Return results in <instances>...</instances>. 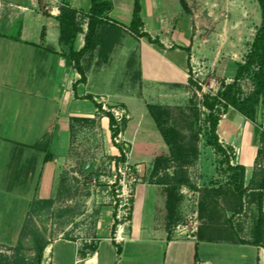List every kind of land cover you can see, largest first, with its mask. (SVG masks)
Returning <instances> with one entry per match:
<instances>
[{
	"label": "crops",
	"instance_id": "0c3cea01",
	"mask_svg": "<svg viewBox=\"0 0 264 264\" xmlns=\"http://www.w3.org/2000/svg\"><path fill=\"white\" fill-rule=\"evenodd\" d=\"M111 1V22L100 27L105 37L103 47L99 45L84 60L87 80L81 83V74L64 53L58 18L64 8L78 12L84 31L77 38L76 49L81 50L92 0H0V247L23 246L30 264L38 259L41 243L46 245L41 264H102L104 252L113 263L118 255L123 263L132 264H214L212 258L200 255V245H218L199 242L197 261L195 242L171 238L164 218L165 187L156 183L142 181L137 186L131 221L124 228L122 243L112 237V207H104L106 213L100 215L96 195L90 198L94 216L86 223H79L81 215L76 213L75 222L68 223V210L59 207V224L52 226L50 204L55 202L56 187L66 183L63 172L66 156L71 152L72 130L77 123L94 122L103 113L87 96H93L102 106L121 104L130 113L125 102L111 103L109 95L92 84V76L102 75L100 83L104 86L113 80L109 74L119 64L126 72L135 70L141 96L147 95L150 100L146 106H175L186 101L193 88L189 83L190 66L195 81L201 74L194 67L199 64L201 44L191 37L189 46L168 39L177 31V19L169 22L167 16H158L168 0H152L148 15L142 0L144 31L158 38L164 48L130 31L134 0ZM182 17L190 23L187 16ZM103 49L109 54L108 62L100 57ZM229 63H224L219 72L226 82L236 74L231 73ZM102 116L103 121L108 119ZM231 120L221 121L218 130L227 142L234 140L238 129ZM151 137L131 135L128 129L124 135L135 150L139 139L144 146H153L142 153L143 161L157 148ZM158 146L164 152L167 149L163 141ZM48 154L51 159H46ZM134 161L133 165L137 163ZM29 217L37 224L30 228V247L27 239L24 242ZM147 248L154 253L140 251ZM258 257H253L252 264H264V254Z\"/></svg>",
	"mask_w": 264,
	"mask_h": 264
},
{
	"label": "rangeland",
	"instance_id": "374dc122",
	"mask_svg": "<svg viewBox=\"0 0 264 264\" xmlns=\"http://www.w3.org/2000/svg\"><path fill=\"white\" fill-rule=\"evenodd\" d=\"M143 2L148 15L152 0ZM187 4L188 11L183 9L180 0H168V3L160 8L158 16L159 13L167 16L169 22L175 17L177 19V31L173 36L169 35L168 39L189 46L191 37L193 42L201 44L202 50L197 53L199 64H194L197 74L201 73L196 81L201 91L191 87L187 100L175 106H161L155 103L146 106L145 102L150 100L147 95L141 96L135 70L126 72L122 66L116 64V68L109 74L113 80L104 83V86L100 83L102 75L92 76V84L99 85L105 91L103 93L109 95L111 103L125 102L130 113L126 112L121 104L102 106V115L108 118L106 121H103V116L100 115L94 122L87 120L76 124V129L72 130L70 137L71 152L66 156L63 172L66 183L56 187L55 202L50 204L53 210L52 226L59 224V207L68 210V223L75 222V213L81 215L79 223H86V220L94 216L95 209L90 198L96 195L99 199L100 215H105L104 207H112L111 221L114 227L117 219L114 206L116 185H113V182L118 165L125 157L124 161L131 165V161L135 160L137 163L133 166L139 170L140 166L142 167L139 173L142 181L154 184L162 182L166 200L168 191L171 188L176 189L178 201L173 204L175 211L170 212L166 204L164 217L172 239L193 241L197 245L199 242L218 245H200V255L212 258L214 264H252L253 257L264 254V243L263 247H254L241 242L253 240L255 206L249 192L252 178L264 167V159L258 154L262 145L259 140L254 141L253 123L235 113L233 109L225 114L222 107H217L215 114L220 115L224 122L232 118L238 129L232 142H227L221 136V147L216 146L210 131L211 113L203 105V96L206 94L215 97L221 90L222 83L233 81L226 82L221 78L220 69L229 61L231 73L235 74L238 64L245 62L262 22L261 9L257 0H187ZM182 16H187L190 23L187 24ZM190 70L194 77L192 66ZM253 89V78L247 75L240 81L236 92L244 98L252 93ZM151 105L170 111L168 126L176 128L180 134L173 143V149L197 147V160L185 165L174 158L150 113ZM113 110L122 112L125 116L126 125L121 133L120 144L124 151H120L117 137L111 129V118L108 114L114 116ZM259 122L264 124V107L260 110ZM127 129L131 135L140 133L141 137L152 136L150 140L157 148L149 158L144 159L145 161L142 159V153L152 150L153 146L146 147L139 139L135 150L133 143L124 138ZM162 141L167 146L165 152L158 146ZM159 159H162L160 167L155 171V164ZM241 165L245 167L244 183L241 179L243 171L238 167ZM174 178H180L181 181L172 182ZM168 182L169 186L163 184ZM63 197L67 200L64 201ZM35 225V221L29 217L24 233V242L27 239V244L30 243V228ZM117 231L118 226L112 231L113 238L116 237ZM202 238L203 241L200 240ZM28 246L30 247V244ZM22 249L23 246L16 249L0 247V264H30V258L26 259ZM140 251L154 253L150 248ZM104 257L102 264H132L123 263L118 255L114 256V263L105 252ZM188 257L191 258L190 253ZM185 259L187 260V257ZM32 264H38L37 260Z\"/></svg>",
	"mask_w": 264,
	"mask_h": 264
},
{
	"label": "trees",
	"instance_id": "16d2710c",
	"mask_svg": "<svg viewBox=\"0 0 264 264\" xmlns=\"http://www.w3.org/2000/svg\"><path fill=\"white\" fill-rule=\"evenodd\" d=\"M261 9L262 22L257 30L254 41L251 45V50L246 57L244 63L238 64L236 74L233 81L225 84L222 83V88L218 92L217 96L211 97L209 95H204L203 105L210 111V127L211 134L214 139V144L218 147L220 146V136L218 134L219 125L221 120L220 115L215 114L217 107H222L225 114L230 112V109L237 114L242 115L248 121L254 124V141L259 140L261 142V148L258 152L259 156L264 159V124L259 122L260 110L264 107V0H257ZM182 6L188 11V5L185 0H181ZM113 3L111 0H92V7L89 12V22L88 31L85 37V46L81 50L76 49L77 38L80 33L84 31L81 22L78 20V12L72 8H64L61 16L58 18L60 23V33H61V43L65 47V55L70 64H73L77 71L81 74V83H85L86 68L83 64L87 56L93 54L96 48L100 45L103 47L104 35L100 31L102 25L110 24L111 19L109 17L110 13L113 11ZM142 0H134V10L132 21L130 24V31L138 38H146L149 43L157 45L160 48H164V45L158 38H153L149 33L144 31V21L142 18ZM116 24V23H115ZM43 37L45 38V30L43 31ZM102 49V48H101ZM103 49L100 52V57L104 62L109 61V54L104 52ZM247 75H251L253 78L254 89L252 93L244 98H241L237 94V87L240 81ZM191 87H196L201 91V87L194 80V77L190 70V80ZM87 99L92 100L96 106L101 110L102 105L97 103L93 96H87ZM150 113L154 118L156 125L163 136L166 144L171 149V153L182 164H190L192 160H197L199 157V150L197 147H192L189 149H184L178 147L176 150L173 149V143L177 140L180 134L176 128L168 126V120L170 111L161 106L151 105L149 107ZM111 124V129L114 131V135L117 137L120 132L125 130L126 121H123L121 126L117 125V122L112 114H108ZM120 151H123V146L118 144ZM191 157V158H190ZM51 155H47L46 159H51ZM125 159L123 157L122 161ZM162 159L156 161L155 171L159 170L160 162ZM243 171L242 182L245 181V167L238 166ZM180 182V178L172 179V182ZM156 184H162L158 182ZM170 185L168 183H163ZM252 187L250 188L249 195L252 198V202L255 206V225L253 230V240L252 241H242L244 245H250L254 247H263L264 243V167L257 172L251 180ZM243 185V184H242ZM176 187V186H175ZM176 189L171 188L168 191L167 206L169 211L173 212L174 202L178 201L175 194ZM244 193L242 192V195ZM113 230H116L114 225ZM203 241L204 239H200ZM46 248L45 243H41L38 247V264H41L44 250ZM196 260L200 261L199 258V248L196 245Z\"/></svg>",
	"mask_w": 264,
	"mask_h": 264
},
{
	"label": "built area",
	"instance_id": "2783aa9c",
	"mask_svg": "<svg viewBox=\"0 0 264 264\" xmlns=\"http://www.w3.org/2000/svg\"><path fill=\"white\" fill-rule=\"evenodd\" d=\"M115 120L118 126L123 124L124 114L117 110H113ZM122 132L117 136V144L122 143ZM124 151V148H123ZM127 155V152L125 150ZM124 153V154H125ZM140 170L138 167L131 165L127 161H121L116 170L115 181L113 185L115 188L114 206L116 208V226H118L117 235L113 238L116 242L122 243L124 241V228L130 224L132 215L133 199L136 193L137 185L142 181L139 176ZM118 223V224H117Z\"/></svg>",
	"mask_w": 264,
	"mask_h": 264
}]
</instances>
